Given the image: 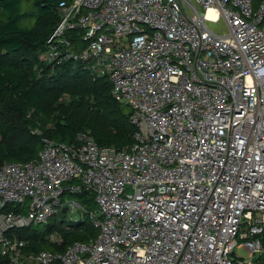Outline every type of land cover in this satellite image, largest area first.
<instances>
[{
  "label": "built area",
  "instance_id": "1",
  "mask_svg": "<svg viewBox=\"0 0 264 264\" xmlns=\"http://www.w3.org/2000/svg\"><path fill=\"white\" fill-rule=\"evenodd\" d=\"M59 14L43 59L109 78L138 129L128 147L80 133L0 166L9 264H264V0H72ZM83 190L95 209L64 196ZM71 207L99 236L26 252L15 231Z\"/></svg>",
  "mask_w": 264,
  "mask_h": 264
},
{
  "label": "trees",
  "instance_id": "2",
  "mask_svg": "<svg viewBox=\"0 0 264 264\" xmlns=\"http://www.w3.org/2000/svg\"><path fill=\"white\" fill-rule=\"evenodd\" d=\"M24 1L32 8L25 11ZM62 1L72 0H0V166L36 158L44 139L71 143L88 133L101 147L134 142L138 128L131 108L113 96L109 78L96 76L81 61L43 59ZM73 196L89 210L96 205L88 190ZM40 225L15 231L27 239L26 252H62L99 236L88 215L66 225L54 218L44 230ZM55 231L60 243L47 237ZM0 264H9L1 245Z\"/></svg>",
  "mask_w": 264,
  "mask_h": 264
},
{
  "label": "rangeland",
  "instance_id": "3",
  "mask_svg": "<svg viewBox=\"0 0 264 264\" xmlns=\"http://www.w3.org/2000/svg\"><path fill=\"white\" fill-rule=\"evenodd\" d=\"M24 3H25L24 4V10L25 11L32 8L31 7L32 2L24 1ZM32 21H33V19H32ZM64 196L66 198H68L69 200H78L77 197L72 196L69 193H66ZM95 208H96V205L94 207H92L91 209H95ZM81 217H84V213L82 212V210L71 207L70 210L67 211L66 213H57L53 218L49 219L48 222L52 223L54 221V218H55L57 222L64 221L66 224V222L69 223L71 221H76V220L80 219ZM44 225L45 224H42V225L38 226V228L40 230H44V228H45ZM236 253L239 256H242L244 258H247L249 256V252L247 250H245L244 248H236Z\"/></svg>",
  "mask_w": 264,
  "mask_h": 264
},
{
  "label": "water",
  "instance_id": "4",
  "mask_svg": "<svg viewBox=\"0 0 264 264\" xmlns=\"http://www.w3.org/2000/svg\"><path fill=\"white\" fill-rule=\"evenodd\" d=\"M67 211H68V208H63V209L61 210L62 213H66Z\"/></svg>",
  "mask_w": 264,
  "mask_h": 264
}]
</instances>
